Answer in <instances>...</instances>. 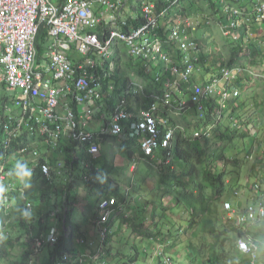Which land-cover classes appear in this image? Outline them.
Here are the masks:
<instances>
[{
  "label": "built area",
  "instance_id": "obj_1",
  "mask_svg": "<svg viewBox=\"0 0 264 264\" xmlns=\"http://www.w3.org/2000/svg\"><path fill=\"white\" fill-rule=\"evenodd\" d=\"M41 24L48 37L39 55ZM231 48L237 62L228 64ZM123 53L134 63L121 77ZM255 82L264 90V0H0V150L21 138L12 154L24 161L21 170L39 172L50 183L73 180L65 151L79 167L91 169L101 144L116 139L133 142L138 159L156 167L161 158L170 161L179 136L211 137L227 117L232 127L239 123V131L258 136L252 124H241L244 97ZM235 109L239 117L231 115ZM56 150L61 158H53ZM6 161H0L2 192L17 183ZM94 168L101 178L100 165ZM243 192L249 202L238 207L225 201L222 209L240 231L236 248L250 264H261V241L249 230L264 225V179ZM3 203L14 209L8 196ZM25 206L34 210L31 202ZM93 213L102 245L123 204L105 195ZM69 227L61 228L67 237ZM55 229L46 233L49 243L58 236ZM167 257L162 264H172ZM95 258L82 252L71 262L97 264Z\"/></svg>",
  "mask_w": 264,
  "mask_h": 264
},
{
  "label": "trees",
  "instance_id": "obj_2",
  "mask_svg": "<svg viewBox=\"0 0 264 264\" xmlns=\"http://www.w3.org/2000/svg\"><path fill=\"white\" fill-rule=\"evenodd\" d=\"M53 1L61 3L63 0ZM47 37V26L41 24L35 39L39 55L43 53L46 47ZM236 53V49H230V55L227 60L228 64L237 62V60H233ZM133 63L134 61L126 56L125 63L121 67L118 76L122 77L127 74L128 68ZM131 69H134V66ZM134 70L136 71L137 68ZM256 86L260 87V84L258 82L254 83L252 92H250L251 95ZM244 102L248 106L245 100ZM259 102L261 103L262 101L260 100ZM259 105L255 100L254 106L259 107ZM236 110L231 115L234 114V116L239 117V114L236 113L239 111ZM260 114V109L257 110V113L253 111L248 112L247 110V116L244 121H241V124L250 123L258 131L261 119ZM239 126L240 124L238 123L237 126L232 127L229 117H227L219 122L211 137H200L189 140L179 136L174 143V151L170 161L166 163L161 158L158 161L157 168L152 166L153 170L151 173L158 175L160 179V186H157L158 190H161V186L166 185V192L175 195L173 207L176 208L177 206L181 209L182 214H184L186 225L182 229V234L187 236V249L192 254V258L188 262L190 264H250L248 256L241 253L234 243V237L240 234L238 227L234 225L232 220L225 217V211L222 207L220 208L222 201L233 192L235 184L230 182L229 178H231V174L234 171L233 167L238 165V161L234 159L235 156L225 154L226 148L231 147L232 144L234 145L235 141L242 140L243 148L244 150L246 149L245 153L248 163L253 164L254 161H261L258 157L254 159L248 158L254 151L253 145L256 146L258 143L259 146L262 144L259 141L261 139L258 138L259 136H252L248 130L244 132L239 131ZM114 142L118 144L120 151L132 160L131 158L134 153L131 152V149H136V145L131 141L120 139H116ZM21 146V138H17L16 141H13L5 148L6 151L0 150V161L7 159L5 166L11 170V177L17 181L13 189L7 192L0 190V264H80L78 261L74 263L71 261L77 259L82 252H87L93 256L96 255L95 260L97 264H104L107 257L112 255L111 239L114 233L118 234L123 231L120 225L132 227L139 235L152 238L155 242L158 241L157 243L162 244L163 249H172L178 244V236L173 238L169 230L163 232L159 229L160 221L158 224L153 221V216H156L160 210L173 214L172 209L165 206L162 202L164 193L162 194V198L156 195L157 198L155 199L157 202L152 200L153 204H150L151 210L147 217H145L144 211L141 212L144 209L141 204L131 212L123 206V213L119 215L118 221H115L110 226L112 230V227L117 224L118 227L115 232L113 231L109 234L103 240L102 245H100V241L96 244L94 239L90 243L86 237V233L84 235L79 234L77 225L71 222V210H74V206L77 203L78 190L83 189L89 194L98 196L97 200L107 195L108 191L113 194L117 192L116 187L113 186L114 188L111 190H106L101 183L107 179L106 173V175H103V178L96 177L99 170L94 168V166L95 164L101 165L103 163L100 159L101 153L93 160L95 164L92 168L88 169L79 167L77 160L71 158L72 154L65 151L64 156L73 180L66 185L60 186L62 196L60 202H58L56 197L53 199L51 195L54 192L53 187L58 186L59 181L50 183L39 172L27 175L20 168L24 164V161L21 159L17 160V164L14 162L17 157L12 154L18 152ZM102 153L105 158L108 156L104 151ZM78 155L80 156V154ZM62 156L63 152L59 150L53 153V158H61ZM101 158L103 157L101 156ZM175 161L180 167L179 172L174 171L173 164ZM70 164L72 165V169ZM262 164L264 165V163ZM228 165L229 168L227 170ZM20 172L21 174L18 176ZM24 173L26 175H23ZM20 176H23L22 181H19ZM83 176L86 179H83ZM95 177L97 181L91 179ZM77 183L81 184L84 188L76 185ZM17 184H23L21 186H23L24 192L18 190ZM64 187L65 189L63 190ZM174 187L179 188V193L174 190ZM5 196H8L12 203L14 202V209L20 216V221L16 224L18 225L16 235H9L7 232L10 212L3 203ZM26 202H31L34 210L32 208L27 212ZM51 213H54V215L51 216ZM165 219L167 220L166 216ZM169 222H172V220H169ZM219 222H221L220 225H218ZM65 224L71 227L68 237L61 230V228H65ZM151 224L153 225V230L149 229ZM50 228H56L55 231L58 235L53 243L45 240L46 233ZM249 232L254 238L261 241L259 246L260 261V252L264 246V225H257L250 229ZM180 233L178 232V234ZM228 234L233 235L228 236ZM79 237H82L83 241H79ZM231 237H233V244L230 246ZM38 239L41 241V244L36 246ZM19 246H21V250L18 249ZM63 255H67L66 260L63 259ZM159 255L158 258L162 263L164 257L161 256L162 254ZM136 256L137 253L120 255V260L124 259L122 262L125 264L135 261ZM89 264H96V262L89 260Z\"/></svg>",
  "mask_w": 264,
  "mask_h": 264
},
{
  "label": "rangeland",
  "instance_id": "obj_3",
  "mask_svg": "<svg viewBox=\"0 0 264 264\" xmlns=\"http://www.w3.org/2000/svg\"><path fill=\"white\" fill-rule=\"evenodd\" d=\"M187 4H190V3L187 2ZM200 5H202V3H200ZM196 35L198 37H201V32L197 31ZM215 36L217 40L221 41V37L218 33ZM239 54L242 55V51H240ZM125 60H126V55L123 53L122 59H121V62H122L121 67H123L122 64L124 65ZM248 61L252 62L253 64L258 62L257 60H248ZM253 90H254L253 94L252 95L251 93L247 94L250 96L245 95L244 100L248 104V106L245 107L248 110V112L253 111L257 113L258 109L261 110L260 127L258 125L257 126L259 127V130H258L259 137L258 138L261 139L259 141H261L262 144L258 146V143H257L254 149L255 157L259 158L261 154L264 152L263 151L264 149V90L261 85L260 87L256 86ZM255 100L256 102L260 104L259 107L261 108L254 106ZM260 100L262 101L261 103L259 102ZM247 140L250 141L249 139ZM102 147L106 150H109L108 148L109 145L107 146L106 144H104ZM225 151H226L225 154L235 156L234 159L238 161V165L233 167L234 171L231 174V178H229V181L235 184V186L233 187V192L231 193V195L227 196L225 200L222 201L220 208L223 207V204H224L223 202L225 201H230L233 206L242 207L245 203L250 201V197H251L248 192H243L244 189L246 188L249 189L253 182L263 181L264 179V175H263L264 165L262 164L264 163V161L262 160L254 161L253 164H251L250 162L248 163L247 158H246V153H245L246 149L244 150L243 148L242 140L235 141L234 145L232 144V146L229 148H226ZM131 152L136 154V149L134 148L131 149ZM113 155L119 156V158L115 157L117 158L118 163L117 164L113 163L114 165L113 164L111 165L112 167L111 177L113 178L114 182H117L119 184L117 188V183L115 184L112 183L115 185L114 187L117 188V192L124 194L121 191H123L124 188H127L131 201H132V204L130 205L135 210V208L138 206L135 204H137L139 200L137 193L141 189L140 187L144 179H146V184H145L146 186L145 187L143 186L144 189H142L143 191H145V195L141 196L140 202L138 203V204H141L142 207H144V209H142L141 212L144 211V215L145 217H147L151 210L150 204H153L152 200H155L154 202H157L155 198L160 197V196L162 198V194L164 193L165 195H163L162 202L165 206H168L170 207V209H172L173 214L168 211L165 212V211L160 210L157 212L156 216H153V221L157 224L160 221L159 229H161L163 232H166L169 230L170 233L173 235L172 236L173 238L178 236L179 239H178V244L176 245L175 248H172V249L164 248L163 249L162 244L157 243L158 241L155 242V240L152 238L144 237V236L137 234L132 229V227L120 225V228L123 231L118 234L114 233V236L111 239L112 255H111L110 260L112 261V264H124L122 262L124 261V259H122L121 261L120 255H127V254H133V253H137L138 258L136 262H138L139 264H162L158 258V256L160 255H158L157 252H159V254H162L161 256H164V257L169 256L167 258L172 260V264H182L185 262H187L186 264H190L188 262H189V259L192 258V254L187 249V241H186L187 236L182 234L183 233L182 229L186 225V222L184 220V214H182L181 209L178 208L177 206L176 208L173 207L175 195L166 192L167 190L166 185L161 186V190H158V187L160 186L159 176L154 173H151V170H149L148 167L145 166L146 164L142 161H140V163L138 162L139 164L137 163V165L135 166L136 170L134 169V173L132 176V174L128 171L130 168L129 166L131 162L130 160H128L129 158L127 157V155H125L123 152H120L118 150V144L116 143L112 149L111 157L109 156L107 158V161H109L110 158H113ZM17 160H21V159L17 157L16 160H14L16 164H17ZM106 166L109 168V164ZM173 166H174V171L179 172L180 167L179 165H177L176 161L174 162ZM228 168H229V165L227 166V170ZM20 174L21 172L18 174V176ZM23 175H26V174L24 173ZM22 179H23V176H20L19 181L20 180L22 181ZM61 185L62 184L59 182L58 183L59 187L55 186V188H53L54 190L53 195H51L53 199L56 197L58 202H60L61 200V193H60ZM76 185H79L81 188H84L81 184L77 183ZM174 190L177 193H179V188L174 187ZM236 190H238L237 194L234 193V191ZM239 190H243V191L241 192ZM78 191L79 192H78L77 197H79V199L83 201L84 204L94 203L98 198V196L89 194L83 189L78 190ZM83 194L86 195V198L85 197L82 198ZM120 200L122 201L124 206L126 205L125 207L128 209L129 208L128 200L130 199H128V197L126 196V198L123 197V198H120ZM144 202H147V203H144ZM78 206L80 205L78 204ZM7 209L10 212V219L8 220V224H7V232L9 235L11 234L16 235L18 232V225L16 224L18 221H20V216L16 212L15 209L11 208L10 205H8ZM165 216L167 217L168 221L165 219ZM169 220H172V222H169ZM220 224L221 222L218 223V225ZM150 226L151 227H149V229L153 230L154 229L153 225L151 224ZM117 227H118L117 224H115L112 227L111 233L113 231L115 232ZM178 232H181V233L178 234ZM96 235H97V232L93 234V239L95 243L97 244L99 239L97 238L98 236L96 237ZM230 235H233V234H228V236ZM232 239L233 237H231L230 239V243H229L230 246L233 244ZM18 249L21 250V246H19ZM260 262L264 264V246L260 252Z\"/></svg>",
  "mask_w": 264,
  "mask_h": 264
},
{
  "label": "crops",
  "instance_id": "obj_4",
  "mask_svg": "<svg viewBox=\"0 0 264 264\" xmlns=\"http://www.w3.org/2000/svg\"><path fill=\"white\" fill-rule=\"evenodd\" d=\"M92 127H95L96 125H97V123L96 122H92ZM104 144H106L107 146L109 145V150H106V149H104L102 146L104 145ZM117 144V143H116ZM115 146V142H112V143H109V142H105V143H102L101 144V147H100V153H101V156L103 157V158H101V156H100V159H101V161H103V163L100 165V167H101V169L104 171V174L103 175H106L107 174V179H105V182L103 181V182H101L102 184H103V186L105 187V189L106 190H111L112 188H114L113 186H115L114 184L115 183H117V182H114V180H113V178L111 177V173H112V171H111V169H112V167H111V165L113 164V163H118V161H117V158H119V156H115V155H113V158H111V161L109 160V161H107V158L110 156L111 157V152H112V149H113V147ZM118 150L120 151V148H118ZM102 151H104L105 153H106V155H108L106 158L104 157V154L102 153ZM121 152V151H120ZM110 153V154H109ZM117 153V152H116ZM115 157H117V158H115ZM129 158V157H128ZM135 162H131L130 163V166H132V167H130L129 168V172L132 174V176H133V173H134V169L136 170V165H137V163L139 162L140 163V160L138 159V156H137V154L135 155ZM128 160H130V159H128ZM109 162V163H108ZM138 163V164H139ZM145 164H146V166L148 167V169L150 170V168H151V171L153 170V167L150 165V164H148V163H146V162H144ZM109 164V168L106 166V165H108ZM114 165V164H113ZM154 168H157V166L156 167H154ZM132 169V170H131ZM106 173V174H105ZM150 173V172H149ZM103 175H101V178H103L104 176ZM112 183H114V184H112ZM146 184V179H144V181H143V183H142V185H141V189L139 190V192L137 193V196H138V203L140 202V199H141V196H143V195H145V191H143L142 189H144V187L146 186L145 185ZM118 183H117V188H118ZM144 186V187H143ZM119 190V189H118ZM84 192V191H83ZM87 192V191H86ZM121 192H123L124 194H121V193H115V194H113V193H111V192H109L108 191V193H107V195H114V196H116L117 198H119V201L122 203V201L120 200V197L122 198V197H124V198H126V196L128 197V199H130V200H128L129 201V208H128V211H132V210H134V208H132V206L130 205V204H132V201H131V198H130V195H129V193H128V190H127V188H124L123 189V191H121ZM143 192V193H142ZM61 193V192H60ZM88 193V192H87ZM86 193V194H87ZM61 196H62V193H61ZM81 197V196H80ZM83 197H85L86 198V195L85 194H83V196H82V198ZM97 201V200H96ZM96 201L94 202V203H87V204H84V202L83 201H81L80 199H79V197H77V203L80 205V206H78V204L76 203L75 204V206H74V211H72L71 210V212H72V214H71V222L72 223H74L75 225H77V229H78V231H79V234H81V235H84L85 233H86V237L89 239V240H91V239H93V234L94 233H96L97 232V228H96V226H95V221H94V219H93V208H94V204L96 203ZM135 204V205H139V204ZM123 204V203H122ZM123 206H124V204H123ZM126 206V205H125ZM124 206V207H125ZM151 208V207H150ZM63 209H64V207H63ZM136 209V208H135ZM81 211H82V213H81ZM52 214L54 215V213H51L50 215L52 216ZM67 224V223H66ZM66 224H65V226H66ZM80 226V227H79ZM61 228V227H60ZM71 230V227H69V228H67V232L68 231H70ZM135 232H136V230H134ZM138 234V233H137ZM147 237V236H146ZM159 238V237H158ZM157 238V239H158ZM156 251V250H155ZM157 252V251H156ZM157 254L159 255V252H157ZM156 255V254H155ZM136 259H135V261H137V258H138V256H136L135 257ZM111 259V255L110 256H108L107 257V259H106V262L104 263V264H112V261L110 260ZM138 263V262H137ZM125 264H127V263H125ZM139 264V263H138Z\"/></svg>",
  "mask_w": 264,
  "mask_h": 264
},
{
  "label": "bare ground",
  "instance_id": "obj_5",
  "mask_svg": "<svg viewBox=\"0 0 264 264\" xmlns=\"http://www.w3.org/2000/svg\"><path fill=\"white\" fill-rule=\"evenodd\" d=\"M122 63V62H121ZM122 66H123V64H122ZM185 144V143H184ZM146 166V165H145ZM80 227V226H79ZM235 238V237H234ZM233 240V239H232Z\"/></svg>",
  "mask_w": 264,
  "mask_h": 264
},
{
  "label": "clouds",
  "instance_id": "obj_6",
  "mask_svg": "<svg viewBox=\"0 0 264 264\" xmlns=\"http://www.w3.org/2000/svg\"><path fill=\"white\" fill-rule=\"evenodd\" d=\"M74 211V210H73Z\"/></svg>",
  "mask_w": 264,
  "mask_h": 264
}]
</instances>
